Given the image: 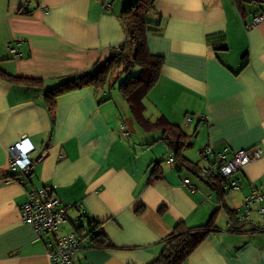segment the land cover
Returning a JSON list of instances; mask_svg holds the SVG:
<instances>
[{
    "label": "crops",
    "instance_id": "crops-1",
    "mask_svg": "<svg viewBox=\"0 0 264 264\" xmlns=\"http://www.w3.org/2000/svg\"><path fill=\"white\" fill-rule=\"evenodd\" d=\"M126 1L0 0V264H50L51 237H38L20 217L34 187L72 206L58 235L95 220L113 245L82 237L73 264H147L177 224L195 227L211 216L216 229L181 264H264V232L249 224L230 231L227 212L238 216L253 189L264 191V19L245 26L264 0H155L151 16L158 26L148 49L164 64L143 100L145 117L163 116L192 135L183 156L203 167L206 146L211 161L217 152L262 150L231 176L239 188L227 194L170 164L161 133L136 123L116 87L104 101V91L89 87L64 93L49 110L47 88L91 72L123 44ZM22 138L38 160L22 184L5 183L15 174L7 147Z\"/></svg>",
    "mask_w": 264,
    "mask_h": 264
},
{
    "label": "trees",
    "instance_id": "trees-1",
    "mask_svg": "<svg viewBox=\"0 0 264 264\" xmlns=\"http://www.w3.org/2000/svg\"><path fill=\"white\" fill-rule=\"evenodd\" d=\"M234 1L238 6L241 3V0ZM154 5L155 0H131L126 3L119 14V22L125 34L123 44L112 49L107 60L91 72L65 77L59 84L47 88L44 96L47 99L49 110H52L54 109L56 97L64 93L89 87L95 93L104 91L105 94L101 96V100L104 101L111 97L110 89L116 87L127 102L136 123L146 132L159 131L161 133L159 139L165 141L175 162L182 169L200 178L198 169L199 167L201 169L202 166L188 161L183 156V150L191 145L192 135L185 134L179 125L169 122L163 116L158 117L155 121H150L144 115L143 100L157 83L164 64V58L152 54L147 45L148 34L158 26L154 24L151 19L152 14H150L154 11ZM256 12L264 14V8L261 10L254 9L251 14L253 15ZM21 81H24L29 88L40 85L39 82H33V80ZM105 86L107 89H105ZM213 164L214 161L210 160L209 165H205V167ZM151 171V173H154V168ZM5 177L3 176V178ZM201 180L212 190L218 188L215 176H208L207 179ZM223 190L220 191L227 194L228 191ZM218 206L224 208L223 203ZM227 212L229 214V230L241 231L247 223L236 220V209H228ZM212 219L211 216L207 223L195 227L177 224L169 234L162 238V248L159 254L147 264H181L201 244L205 237L216 229ZM97 223L95 220H90L86 226L79 225L75 233L81 240L82 237H88L91 243L101 244L102 247H112L113 245L107 239L106 234L98 229ZM81 228L84 229L83 234Z\"/></svg>",
    "mask_w": 264,
    "mask_h": 264
},
{
    "label": "built area",
    "instance_id": "built-area-1",
    "mask_svg": "<svg viewBox=\"0 0 264 264\" xmlns=\"http://www.w3.org/2000/svg\"><path fill=\"white\" fill-rule=\"evenodd\" d=\"M110 3V0H105V7ZM264 14L256 12L251 16L250 22L245 26L252 28L262 22ZM202 119H205L202 117ZM123 129V126H121ZM33 146L27 138L11 144L7 147V155L9 159V169L13 170V176L3 178L5 183L18 181L23 183L25 177L29 176L36 163V160L30 156V151ZM210 155L213 149L208 146ZM212 154V155H213ZM262 156V150L254 148L251 151L240 150L234 152L230 158L224 152L215 153L214 164L204 167L201 170L205 180L208 176L216 177L218 188L222 191L236 190L239 188V183L236 179H231L235 173L242 171L252 161L257 160ZM167 161L170 164L174 163L172 156H168ZM184 184L189 183V179L183 180ZM194 191V189H191ZM221 204V203H220ZM71 205H63L58 197L51 195L43 187H34L27 192L26 200L19 206L21 220L31 225L38 237L44 235L50 236L48 246V257L50 264H73L74 253L80 248L81 240L75 232H68L58 235L59 226L66 221L67 211ZM255 211L257 219L252 215ZM238 222L242 221L249 224L253 230L264 232V191L253 189L246 197L243 204V210L238 213L236 218Z\"/></svg>",
    "mask_w": 264,
    "mask_h": 264
},
{
    "label": "rangeland",
    "instance_id": "rangeland-1",
    "mask_svg": "<svg viewBox=\"0 0 264 264\" xmlns=\"http://www.w3.org/2000/svg\"><path fill=\"white\" fill-rule=\"evenodd\" d=\"M129 0H127L126 1V3L128 2ZM131 1V0H130ZM150 14H152V13H150ZM154 24L156 25V23L154 22ZM201 119H202V117H200ZM200 154H201V157L203 158V159H206L207 161H208V164H206V165H209V162H210V159H209V155H210V152L208 151V146H206V147H203L201 150H200ZM164 159H165V157H164ZM165 161V160H164ZM199 166H202V164H200ZM205 167V166H204ZM203 166H202V168L200 169V167H199V169H198V175H200L201 177H203V174L201 173V170L204 168ZM195 178V177H194ZM196 179V178H195ZM197 180V179H196Z\"/></svg>",
    "mask_w": 264,
    "mask_h": 264
},
{
    "label": "water",
    "instance_id": "water-1",
    "mask_svg": "<svg viewBox=\"0 0 264 264\" xmlns=\"http://www.w3.org/2000/svg\"><path fill=\"white\" fill-rule=\"evenodd\" d=\"M175 167L178 168V169H180V167L177 164H175Z\"/></svg>",
    "mask_w": 264,
    "mask_h": 264
}]
</instances>
